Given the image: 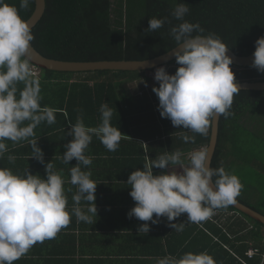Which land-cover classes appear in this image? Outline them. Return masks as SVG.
<instances>
[{
	"label": "clouds",
	"instance_id": "9594fccd",
	"mask_svg": "<svg viewBox=\"0 0 264 264\" xmlns=\"http://www.w3.org/2000/svg\"><path fill=\"white\" fill-rule=\"evenodd\" d=\"M32 2L19 0V9L27 10ZM189 11L186 4L176 3L170 16L180 23L173 25L168 17H152L145 33L165 24L170 26L168 35L175 42L171 55L179 67L172 75L164 67L156 68L154 81L158 87H153L152 92L158 98L160 117L170 120L173 127L182 128V133H193L182 134V140L194 144L195 134L208 135L214 118L233 115V98L239 88L230 68L233 61L226 55L229 47L216 34H205L199 23L185 20ZM33 40L32 30L20 17L18 8L0 0V159L8 151L6 141L14 145L27 141L32 153L29 158L43 165L45 173L42 179L30 174L28 168L22 174L0 168V264H14L37 243L55 239L68 227L72 215L78 222L93 224V217H97V184L90 178L91 171L82 170L92 164V157L85 152L93 137L109 152H115L124 137L118 127L112 126L113 110L106 102L100 105L97 126H86L82 109H78L76 122L67 132L63 129L64 136L72 139L63 145L65 150L59 158L65 165L73 159L77 162L70 167L67 181L76 188L70 214L62 172L51 161L45 163L38 139L34 138L39 125L56 122L59 110L41 106L40 80L34 75L31 62ZM254 48L250 67L264 73V36L256 39ZM147 159L142 170L132 171L126 182L135 202L127 216L145 222L138 233L150 231L149 221L156 225L161 217H166L171 222L185 213L186 223L202 224L216 210L235 205L244 187L234 172L223 166H206L208 151L204 148L193 149L186 156L179 149L164 151L155 159ZM7 160L15 163L16 157L8 155ZM154 168L167 171L154 175ZM174 168L179 171L170 170ZM81 201L86 202V210L80 206ZM186 223H168V227L179 233ZM154 260L155 264H216L207 252H185L179 257L166 255Z\"/></svg>",
	"mask_w": 264,
	"mask_h": 264
},
{
	"label": "trees",
	"instance_id": "16d2710c",
	"mask_svg": "<svg viewBox=\"0 0 264 264\" xmlns=\"http://www.w3.org/2000/svg\"><path fill=\"white\" fill-rule=\"evenodd\" d=\"M5 2L16 6L20 17L25 21L35 8L34 0L27 10L19 9V0ZM179 2L189 6L190 11L185 20L199 23L205 29V34L211 32L219 36L238 56L249 55L255 49L256 39L264 35V0H45L44 13L31 29L34 35L31 45L46 58L70 62L152 59L170 51L175 42L168 35V24L154 32L145 33L148 20L152 17H168L173 25L180 23L170 16L171 9ZM165 67L169 68L167 73L172 75L179 65L174 59ZM32 68L38 70L41 106L59 110L56 115H60L63 120L58 125H66L67 121L75 123L77 110L82 109L85 125L97 126L100 122V105L108 103L113 110L112 126L118 127L124 135L120 141L123 146L118 147L115 153L138 158V162H133L134 166H142L145 162L141 148L135 151L137 144L133 143L141 138L155 147L161 145L167 151L179 149L185 156L193 149H206L208 145L210 129L206 137L195 134L194 144L185 143L182 134H194L182 133V128L173 127L170 120L160 117L157 111L158 98L152 92V88L158 87V83L154 81V77L147 75L155 69L141 72L69 73L39 69L33 65ZM230 68L236 82L264 81V73H258L252 67L239 68L231 64ZM140 77L144 82H138L128 92L122 89L124 83ZM18 87L22 88L23 85ZM263 104L264 91L239 90L234 96L231 108L233 115L227 119L220 116L219 119L212 168L223 166L226 171L233 172L236 166L244 165L242 162L247 155L255 160L253 152L241 143L240 135L252 134L250 131L256 132L259 129L260 119H254L253 113ZM57 124L42 123L34 132H39V135L47 134L56 130ZM45 140L43 138L40 142ZM225 142H230L236 149H242L243 152L237 155L239 160L231 158L224 151ZM21 143L17 145L20 146ZM162 149H154L150 155ZM103 150L106 153L100 150L97 154L103 157L108 153L114 154ZM255 173L259 175L258 172ZM240 182L244 187L237 201L264 215V204L254 206L245 199L252 192L260 194L262 191L252 190V185L241 179ZM219 212H230L231 217L223 224L218 216H214V222H207L205 227L193 234L199 239L200 235H205L213 242L216 251L218 250L214 256L217 261L238 264L237 259L246 258L244 253L250 242L263 253L262 224L231 206L216 210L215 215ZM246 261L249 264H260V257Z\"/></svg>",
	"mask_w": 264,
	"mask_h": 264
},
{
	"label": "crops",
	"instance_id": "0c3cea01",
	"mask_svg": "<svg viewBox=\"0 0 264 264\" xmlns=\"http://www.w3.org/2000/svg\"><path fill=\"white\" fill-rule=\"evenodd\" d=\"M62 120L60 115H56V124L61 123ZM70 126L71 123L67 121L66 125H58L56 130H52L47 134L39 135V132H35L34 138L38 139L37 146L44 153L45 163L51 161L55 165V169L62 172L65 180L64 188L68 198L67 210L71 214L74 206L72 196L75 194L76 188L67 181L70 178V167L75 166L77 162L73 159L68 165H65L59 158L63 156L65 150L63 145L69 143L72 139L70 136H64L63 132V129L67 132ZM43 138L46 140L40 142ZM8 142H6L8 151L5 153L4 158L0 159V168H8L16 174H22L28 168L30 174H38L42 179L45 178L44 166L35 159L29 158L32 153L27 141H22L20 146ZM133 143L137 144L135 151L141 148V155L145 160L144 164L149 162L147 158L155 159L164 151H167L166 148L162 149L161 145L158 147L153 146L151 142L144 138ZM223 145L224 151L231 158L239 160L237 155L242 152L240 149H236L230 142H225ZM122 146V143H120L119 147ZM157 148L162 150L153 153L151 156L150 152ZM103 149L105 147L96 137H93L85 152L86 155L92 157V164L88 168L82 167L84 171H91L90 178L97 184L94 193L97 217H93V224L78 222L76 217L72 215L68 227L62 229L55 239L37 243L14 264H155L154 258L156 257L162 258L166 255L179 257L185 252H207L214 258L218 250L216 251L213 242L205 235H200L199 239L198 236H193V234L205 227L207 222H214V216H218L221 223H226L225 221L231 217L230 212H219L210 220L199 225L186 223V213L171 222H168L166 217H161L156 225H152L150 221L147 222L150 227L147 234L138 233L139 226L145 222L127 216V213L135 206V202L129 195L130 186L126 182L131 172L136 169L142 170L144 164L134 166L133 162L137 161L138 158L122 156L115 152L114 154L107 152L108 154L104 157L98 155L97 153H100V150L105 152ZM8 155L16 157L15 163L8 162ZM242 163L253 169L254 173L258 172L263 176V166L258 167V163L251 156L249 158V155H247ZM170 170L179 171L178 168ZM166 171L167 169L154 168L153 174H164ZM69 188L72 189L71 192L67 191ZM245 199L254 206H257L258 203L264 204V192L260 194L252 192L251 196H246ZM80 206L85 210L87 208L84 201H81ZM153 219H156L155 215ZM181 222L186 223L183 232L178 233L168 227V223ZM250 247L259 250L251 242L248 243V249ZM245 253L244 257L246 258L237 259L238 264H249L246 259H253L257 256L260 257V264H263L264 251L260 253L259 250V253L252 258H248ZM214 260L216 264H223V261H217L216 258Z\"/></svg>",
	"mask_w": 264,
	"mask_h": 264
},
{
	"label": "water",
	"instance_id": "95a60500",
	"mask_svg": "<svg viewBox=\"0 0 264 264\" xmlns=\"http://www.w3.org/2000/svg\"><path fill=\"white\" fill-rule=\"evenodd\" d=\"M35 8L31 16L26 20L28 26L32 29L37 22L41 19L45 10V0H34ZM264 36V35H263ZM32 48V49H31ZM30 51L33 50L32 65L39 69L55 71V72H69V73H81V72H95V71H126V72H141L150 71L159 67H163L175 58L171 55V50L148 60L141 61H91V62H70L55 60L46 58L36 51L31 45ZM178 50V49H177ZM247 56H238L234 54L230 49L226 52L233 63L232 65L239 68L250 67L253 60V52ZM143 62V63H142ZM142 63V64H141ZM239 90H251V91H264V81H243L237 82ZM219 119L220 117L214 118L211 128L209 142L206 147L208 151V164L211 166L212 158L217 146L218 131H219ZM231 207L235 208L239 212L250 217L252 220L259 222L264 226V215L255 211L254 209L237 201L235 205Z\"/></svg>",
	"mask_w": 264,
	"mask_h": 264
},
{
	"label": "rangeland",
	"instance_id": "374dc122",
	"mask_svg": "<svg viewBox=\"0 0 264 264\" xmlns=\"http://www.w3.org/2000/svg\"><path fill=\"white\" fill-rule=\"evenodd\" d=\"M166 70V72L169 70L168 67L163 66ZM33 73L36 77H38V70L36 68H32ZM154 72H148L147 75H150L154 77ZM138 82H144L143 79L140 77L137 80L126 82L123 84L122 89L125 91H129L131 87H134ZM254 119L255 117H258L260 119L261 125L258 126V130L256 132L250 131L252 134H242L241 136V143L248 148L249 151L253 152L255 155V160L258 163V167L264 166V104L261 106L257 112L253 113ZM257 124V122H256ZM262 126V127H261ZM253 143V144H252ZM242 151L240 147H238ZM243 152V151H242ZM250 158V156H249ZM233 172L243 181L246 183L252 185V190H261L262 193L264 192V174L263 176L256 175L253 172V169H251L248 166L239 165L236 166ZM264 229V226L262 228V231Z\"/></svg>",
	"mask_w": 264,
	"mask_h": 264
},
{
	"label": "built area",
	"instance_id": "2783aa9c",
	"mask_svg": "<svg viewBox=\"0 0 264 264\" xmlns=\"http://www.w3.org/2000/svg\"><path fill=\"white\" fill-rule=\"evenodd\" d=\"M263 233H264V229H263ZM259 253V250L255 247H250L247 251H246V256L248 258H252L254 257L255 255H257ZM263 257H264V253H263Z\"/></svg>",
	"mask_w": 264,
	"mask_h": 264
}]
</instances>
